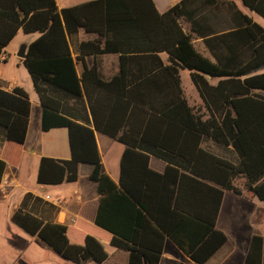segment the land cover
<instances>
[{
	"label": "trees",
	"instance_id": "trees-1",
	"mask_svg": "<svg viewBox=\"0 0 264 264\" xmlns=\"http://www.w3.org/2000/svg\"><path fill=\"white\" fill-rule=\"evenodd\" d=\"M241 1L250 14L232 0H181L163 14L153 0H95L61 11L55 0H0V57L19 30L41 34L23 63L43 107L42 130L66 128L69 133L71 159L42 158L38 183H73L79 165L92 166L89 181L101 196L95 224L113 238L109 245L93 236L73 242L67 226L45 221L28 208L31 201H40L32 194L25 196L12 222L73 264L103 263L116 250L129 253L128 264H160L167 238L195 264H206L228 240L216 227L225 191L241 195L234 182L243 178L247 191L264 202V26L251 15L264 21V0ZM80 29L97 31L106 40L103 49L101 41L82 43L79 61L88 47L93 53H118L140 33L144 44L135 48L153 54L122 55L120 78L133 60L137 65L157 61L158 70L143 68L136 86L99 81L89 88L93 73L78 77L68 41ZM194 38L202 40L213 60L196 50ZM162 52L169 54L170 66L157 56ZM180 69L191 73L209 113L206 119L185 99ZM102 90L116 96L110 113L123 117L104 127L97 121ZM59 96L86 97L94 129L62 114ZM30 114L23 89H0V127L7 142L24 145ZM95 131L126 146L119 185L103 171ZM204 138L231 147L238 163L203 149ZM151 156L167 163L164 173L150 168ZM6 166L0 159V187ZM186 180L211 200L215 196L210 216L185 207ZM244 264H264V236L252 237Z\"/></svg>",
	"mask_w": 264,
	"mask_h": 264
},
{
	"label": "crops",
	"instance_id": "crops-1",
	"mask_svg": "<svg viewBox=\"0 0 264 264\" xmlns=\"http://www.w3.org/2000/svg\"><path fill=\"white\" fill-rule=\"evenodd\" d=\"M55 1L58 10L61 11L65 8L80 6L95 0ZM153 1L156 9L163 14L181 0ZM233 1L240 8L238 1ZM241 10L243 13L248 14L245 10ZM181 26L185 33H189V30L183 27L182 23ZM21 35L23 39L20 46L27 44L28 47L41 36L39 33L27 35L22 30H19L0 57V89L9 93L13 92L16 88L23 89L29 95L31 102V114L24 145L7 142L4 129L0 127V159L4 160L7 164L0 187V211L9 210L8 218L12 222V217L20 207L25 196L32 194L36 198H39L40 201H31L28 204V208L45 221L67 226L69 236L73 242L81 244L87 236H93L102 243L109 245L113 238L112 234L99 228L95 224L101 196L98 191V186L89 181L92 166L86 164L79 165L78 179L73 183L64 182L58 185H41L38 183L37 179L41 159L70 160L71 150L69 133L66 128H55L48 132L42 130L43 107L32 78L23 63L24 60L17 56L19 50L16 52V57L20 60V64L14 63V69L12 66L10 67L12 45ZM113 38L112 35L109 36V40ZM134 38L132 42H128L127 46L118 53H93L88 47L83 59L79 61L78 58L81 56L80 46L82 43H97L101 41V49H103L106 37L99 36L97 31L87 33L83 29L68 36L78 77L82 78L85 71L92 72L93 76L88 78L86 83L89 88L98 87L100 85L99 81H102L104 85L109 84L114 87L138 85L140 80L136 76H139L142 70H144L143 68L146 67L156 72L158 70V62L149 60L147 63L137 65L135 64V60H133V63L130 62L124 65V70H126L127 74L124 78H120L122 55L128 58H136V56L153 54L146 50H142L141 52V50L135 48L142 47V44H144L141 41L142 36L140 33H136ZM116 39L121 40V37H116ZM193 45L200 54L213 60L202 40L194 38ZM157 56L160 58L164 67L171 65L168 53H157ZM179 76L183 95L188 101L189 106L194 108L196 112L206 119L209 113L192 81L191 73L186 69H180ZM209 80L211 79L209 78ZM216 83L217 81L213 82V84ZM112 95L115 96L102 90V98H99L101 109L97 114V121L103 127L109 124H115V122L118 123L120 119H123V117L117 114L110 113V106L115 104ZM59 99L62 104V114L81 125L94 129V120L86 97L76 99L68 96H59ZM95 136L103 171L113 182L119 185L121 180V162L126 146L99 131H95ZM202 148L219 158L234 164L238 163L237 156L231 147H222L210 139L204 138ZM150 168L155 172L164 173L167 169V163L155 156H151ZM181 171L189 175L187 172ZM183 183L185 190L183 203L185 207L198 216H210L211 208L215 205V196L211 200L210 197L206 196L204 190L198 192L197 189L190 187L188 180ZM205 183L220 189V187L211 182L206 181ZM228 193L233 195L232 192L225 191L216 225L219 231L226 234L228 240L206 264H233V211H235L236 224L243 220L248 221L251 214L245 212V218L238 209L233 210V196L228 198ZM255 199L259 201L256 197ZM259 203L264 205V202L259 201ZM8 231L10 233L7 232L2 235L4 238L1 242H5L9 249L4 253L3 257L5 258L0 257V264H73L62 259L38 237H31L26 234L13 222ZM255 235L264 236V225L257 227V231L245 241V247L240 251L242 260L239 264H244L251 239ZM128 260V252L116 250L103 263L90 262L89 264H128ZM160 264L195 263L171 239L167 238Z\"/></svg>",
	"mask_w": 264,
	"mask_h": 264
},
{
	"label": "rangeland",
	"instance_id": "rangeland-1",
	"mask_svg": "<svg viewBox=\"0 0 264 264\" xmlns=\"http://www.w3.org/2000/svg\"><path fill=\"white\" fill-rule=\"evenodd\" d=\"M233 1V0H232ZM238 1L240 9L245 10L247 13L249 11L243 6L241 0ZM250 14V13H249ZM254 17L255 21L264 26V21L256 14L251 13ZM183 27L189 29V25L182 21ZM22 35L17 39L11 48V62L10 67L12 66L14 69V63L20 64V60L16 57V52L20 49V43L22 42ZM234 154V153H233ZM234 156V155H233ZM235 186L239 188L242 192L241 196L232 195L228 193V198L233 196V210L238 209L242 216L246 218L245 212L251 213L248 221L243 220L235 223V211H233V264H239L241 259V249L245 247V241L251 237L253 233L257 231V227H261L264 225V205L259 203L255 199V197L249 193L245 187V180L243 178H239L234 182ZM9 210L0 211V257L4 256V253L7 249V244L5 242H1L4 238L2 235L4 233L9 232L8 229L12 226L11 220L8 218ZM10 233V232H9Z\"/></svg>",
	"mask_w": 264,
	"mask_h": 264
},
{
	"label": "water",
	"instance_id": "water-1",
	"mask_svg": "<svg viewBox=\"0 0 264 264\" xmlns=\"http://www.w3.org/2000/svg\"><path fill=\"white\" fill-rule=\"evenodd\" d=\"M27 51H28V45L27 44H23L20 46L19 52L17 54V56L20 59L25 60L27 58Z\"/></svg>",
	"mask_w": 264,
	"mask_h": 264
}]
</instances>
